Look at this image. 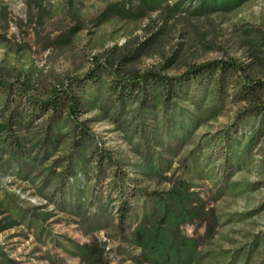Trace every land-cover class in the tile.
Instances as JSON below:
<instances>
[{
	"label": "rangeland",
	"instance_id": "1",
	"mask_svg": "<svg viewBox=\"0 0 264 264\" xmlns=\"http://www.w3.org/2000/svg\"><path fill=\"white\" fill-rule=\"evenodd\" d=\"M196 4L0 0V203L19 223L0 233V264H80L82 244L127 264L137 251L131 218L115 227L118 195L140 215L178 182L206 214L182 227L199 264H264V86L240 89L264 85V0L198 15ZM220 61L239 70L190 82L169 104L150 84L123 102L111 93L113 78L176 80ZM62 89L82 104L74 120L63 103L33 109Z\"/></svg>",
	"mask_w": 264,
	"mask_h": 264
},
{
	"label": "trees",
	"instance_id": "2",
	"mask_svg": "<svg viewBox=\"0 0 264 264\" xmlns=\"http://www.w3.org/2000/svg\"><path fill=\"white\" fill-rule=\"evenodd\" d=\"M167 1V0H159ZM196 3L193 13L196 15L211 12L231 11L248 0H189ZM188 6V4H187ZM239 67L233 62L220 61L202 64L190 68L183 75L175 79L166 75L146 72L137 76L134 80L124 81L113 78L111 93L116 96L118 102L125 99H135L140 93L145 94L147 85H151L155 92L163 95L164 100L170 101L178 97L181 88L190 82L205 78L211 80L215 73L219 75L216 84H219L227 76L237 73ZM89 82H98L94 72L87 77ZM79 79H75V82ZM260 82L244 83L240 89L252 91L263 89ZM0 87L5 88L0 82ZM257 87V88H256ZM62 95H54L50 100L34 103L33 109L40 112L48 110L56 111L61 103L65 104V114L71 121L82 112V104L78 98L68 89L61 90ZM32 114V112L30 113ZM3 127H1L0 131ZM45 142L54 145L56 140L50 136L45 137ZM81 146L86 144V139L81 138ZM15 147H19L15 143ZM100 164V163H99ZM80 167L82 165L80 164ZM120 188V187H119ZM119 194V193H118ZM132 208L120 193L118 205L115 207V227L121 233L126 231L124 224L131 218L133 224L125 237L126 242L137 251L131 256L127 264H199L202 255L199 252V240L187 237L182 232L184 225H192L193 222H203L206 214L202 203L197 199L195 193L189 191L187 183L178 182L173 188L162 195L153 193L149 203L142 206L140 215H130ZM48 217V214H42ZM19 226L18 221L0 203V233ZM212 228L208 226L206 236H210ZM75 256L80 264H107L103 260V249L96 245L82 244L75 248Z\"/></svg>",
	"mask_w": 264,
	"mask_h": 264
}]
</instances>
